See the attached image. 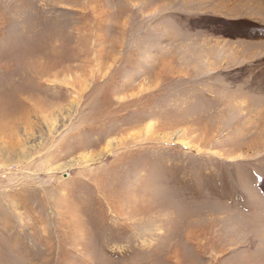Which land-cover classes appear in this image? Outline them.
<instances>
[{
	"label": "rangeland",
	"instance_id": "rangeland-1",
	"mask_svg": "<svg viewBox=\"0 0 264 264\" xmlns=\"http://www.w3.org/2000/svg\"><path fill=\"white\" fill-rule=\"evenodd\" d=\"M0 264H264V0H0Z\"/></svg>",
	"mask_w": 264,
	"mask_h": 264
}]
</instances>
